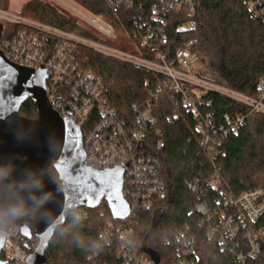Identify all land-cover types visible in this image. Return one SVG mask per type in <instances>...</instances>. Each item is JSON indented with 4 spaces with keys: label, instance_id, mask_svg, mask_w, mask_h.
I'll list each match as a JSON object with an SVG mask.
<instances>
[{
    "label": "built area",
    "instance_id": "obj_1",
    "mask_svg": "<svg viewBox=\"0 0 264 264\" xmlns=\"http://www.w3.org/2000/svg\"><path fill=\"white\" fill-rule=\"evenodd\" d=\"M57 1L66 4L64 0ZM107 1L115 11L122 8L143 9L144 17L133 22L132 37L144 47L152 46L154 58L91 41L21 14L12 15L8 9L1 8V33L4 35L8 23L12 27L8 35L0 40V48L6 58L18 66L46 69L47 100L62 117L71 118L81 129L89 166L96 169L124 168L123 193L130 204V212L124 219H106V229L101 234L103 244H109L111 238L118 237L125 264H156L143 251L132 223L139 210L152 208L155 200L166 192L159 154L164 140L155 116L159 90L173 92L180 97L187 112L195 119L196 131L203 144L210 148L227 136L237 135L248 114H225L222 120H216L207 109L210 102L203 95L220 93L248 107L249 113L264 114V76L259 80L258 94L249 96L212 78H205L196 71L191 58L197 39L187 40L174 51L163 46L168 42L167 32L172 21H178L174 27L177 33L197 30V0H156L148 8L144 7L142 0ZM243 1L252 17L264 20V0ZM78 13L101 33L114 37V27L101 16L93 14L96 17L93 20ZM80 46L165 77L157 83L156 89L149 90L144 103L133 107L134 123L119 118L108 98L103 79L86 66V60L79 52ZM187 185L200 200L195 207L199 217L195 226L200 231L214 239L222 251L235 255L240 263L260 254L264 245V225L261 224L264 187L250 188L238 194L229 193L223 189L217 171L207 187H203L197 177L189 179ZM209 191H216L217 194L210 195ZM191 231L192 226L189 225L181 230V243L169 264H199L195 237ZM3 233L5 245L2 259L7 264H28L27 256L36 248L38 238L33 236L28 239L22 235L19 225ZM157 264L166 263L160 257Z\"/></svg>",
    "mask_w": 264,
    "mask_h": 264
},
{
    "label": "trees",
    "instance_id": "obj_2",
    "mask_svg": "<svg viewBox=\"0 0 264 264\" xmlns=\"http://www.w3.org/2000/svg\"><path fill=\"white\" fill-rule=\"evenodd\" d=\"M77 1L110 23L115 30L114 37L105 36L88 22L45 0H28L20 14L91 41L154 58L152 46L144 47L132 37L133 22L144 17L143 9L115 11L107 0ZM142 1L148 8L156 0ZM0 8L9 9V0H0ZM196 19L197 30L184 34L176 32L174 27L178 21H172L167 32L168 42L163 46L174 51L187 40L197 39L193 52L211 72L212 79L237 92L256 96L259 80L264 76V20L252 17L243 0H197ZM122 41L128 47H122ZM79 52L86 66L103 79L111 104L126 122L134 123L133 107L144 103L149 90L156 89L157 83L165 78L86 46H80ZM203 96L210 102L207 109L216 120H222L225 114L247 113L246 122L237 135L227 136L209 148L203 144L195 119L180 97L160 89L155 116L164 140L159 154L166 192L155 200L152 208L137 212L132 223L134 233L140 243L155 250L166 264L174 259L176 247L181 243V230L188 225L192 226L199 264H264V245L257 257L240 263L235 255L222 251L214 239L195 226L199 218L195 207L200 200L187 185L189 179L197 177L207 187L217 171L223 189L229 193L264 187V114L249 113L248 107L220 93L208 92ZM20 113L37 117L31 98ZM50 172L56 180L58 175L53 166ZM208 193L217 194L216 191ZM106 219L115 220L104 200L97 208L71 212L49 243L48 264H125L120 239L111 238L109 244L101 240ZM261 224L264 225V217Z\"/></svg>",
    "mask_w": 264,
    "mask_h": 264
},
{
    "label": "water",
    "instance_id": "obj_3",
    "mask_svg": "<svg viewBox=\"0 0 264 264\" xmlns=\"http://www.w3.org/2000/svg\"><path fill=\"white\" fill-rule=\"evenodd\" d=\"M47 79L44 67L18 66L0 48V264H7L1 257L3 232L14 225L28 239L38 238L27 263L48 264L49 243L71 212L97 208L103 200L115 220L130 212L123 193L124 168L87 164L82 131L47 100ZM29 98L36 105L35 118L20 113ZM142 249L159 263L155 250L145 243Z\"/></svg>",
    "mask_w": 264,
    "mask_h": 264
},
{
    "label": "rangeland",
    "instance_id": "obj_4",
    "mask_svg": "<svg viewBox=\"0 0 264 264\" xmlns=\"http://www.w3.org/2000/svg\"><path fill=\"white\" fill-rule=\"evenodd\" d=\"M25 1H28V0H9L8 12L11 13L12 15H19L21 13V10H22V3L25 2ZM45 1H48V2H50V3H52V4L56 5V6H59L60 8L65 10L71 16H74V17L76 16L77 18H79L80 20H82L84 22H86L87 20L85 21L82 18L83 16L80 15L78 12H80L83 15H85L86 17H89L90 19L94 20L96 18L92 13L87 11L77 0H64L65 3L68 4V5L64 4L63 2H59L57 0H45ZM75 10H77L78 12H76ZM8 25L9 26H7L8 28H7L6 32L4 33V35H3V38H5L8 35V30L11 29V27H12L10 23H8ZM105 36H107V35H105ZM107 37H109V36H107ZM121 45L124 48L128 47L125 41H122ZM191 62H192V65L194 66V68L196 69V71L200 75H202L203 77L208 78V79L212 78L211 72L208 70L206 65L203 64V62L200 60V58L197 55V53H193L192 58H191Z\"/></svg>",
    "mask_w": 264,
    "mask_h": 264
},
{
    "label": "crops",
    "instance_id": "obj_5",
    "mask_svg": "<svg viewBox=\"0 0 264 264\" xmlns=\"http://www.w3.org/2000/svg\"><path fill=\"white\" fill-rule=\"evenodd\" d=\"M25 2H27V1H25ZM25 2L22 3V6H23V4H24Z\"/></svg>",
    "mask_w": 264,
    "mask_h": 264
}]
</instances>
